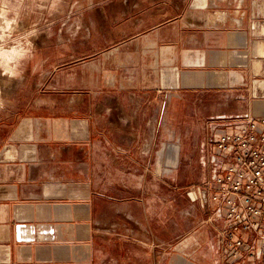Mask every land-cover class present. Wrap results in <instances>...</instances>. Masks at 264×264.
<instances>
[{
    "label": "crops",
    "instance_id": "0c3cea01",
    "mask_svg": "<svg viewBox=\"0 0 264 264\" xmlns=\"http://www.w3.org/2000/svg\"><path fill=\"white\" fill-rule=\"evenodd\" d=\"M253 6L251 17L210 26L212 47L206 50L183 49L176 37L174 47L156 51L159 44H150L143 52L156 58L165 83L222 90L225 108L212 117L213 138L221 117H264V56L258 55L264 2ZM115 101L90 96L64 110L31 109L0 143V264H243L227 259L217 226L209 221L214 205L208 165L204 190L189 197L192 222L186 229L166 201L153 206L150 195L132 191L136 161L142 185L147 181L143 162L150 147L147 140L136 143L142 135L131 121L117 124ZM117 102L124 112L126 104ZM210 148L202 146L204 162ZM187 235L192 236L182 242Z\"/></svg>",
    "mask_w": 264,
    "mask_h": 264
},
{
    "label": "rangeland",
    "instance_id": "374dc122",
    "mask_svg": "<svg viewBox=\"0 0 264 264\" xmlns=\"http://www.w3.org/2000/svg\"><path fill=\"white\" fill-rule=\"evenodd\" d=\"M260 2L264 0H0L6 18L16 21L0 48L23 49L7 64L16 76L4 74L0 57V143L7 142L31 109L64 110L90 96L116 99L114 120L131 121L130 127L142 135L136 143L147 140L150 147L149 160L143 162L147 181L142 185L143 169L136 161L132 191L150 195L153 206L166 201L168 211L177 210L183 227H190L189 197L209 177L202 146L211 144L212 117L225 108L223 93L165 83L156 58L143 52L151 50L150 44H159L156 51L174 47L176 37L182 38L178 44L183 49L206 50L212 47L210 26L251 17L253 5Z\"/></svg>",
    "mask_w": 264,
    "mask_h": 264
},
{
    "label": "built area",
    "instance_id": "2783aa9c",
    "mask_svg": "<svg viewBox=\"0 0 264 264\" xmlns=\"http://www.w3.org/2000/svg\"><path fill=\"white\" fill-rule=\"evenodd\" d=\"M218 120L223 123L204 162L214 205L209 221L217 226L227 259L264 263V117Z\"/></svg>",
    "mask_w": 264,
    "mask_h": 264
},
{
    "label": "clouds",
    "instance_id": "9594fccd",
    "mask_svg": "<svg viewBox=\"0 0 264 264\" xmlns=\"http://www.w3.org/2000/svg\"><path fill=\"white\" fill-rule=\"evenodd\" d=\"M6 17H7V7L5 5V7L3 9H0V20L4 21V27L0 28V41L5 40L6 34L10 35L11 30H12V25L16 23V21L14 19L9 20ZM29 35H31V33H29ZM22 55H23V49H21L18 52L17 48H13V49H11V51L5 52V51H3L2 48H0V57H2V59L4 61L3 65H2L5 69L4 74L12 75V76L17 75L14 69L7 67V64L10 63L13 59L18 58ZM258 55L264 56V44H261L259 46Z\"/></svg>",
    "mask_w": 264,
    "mask_h": 264
},
{
    "label": "bare ground",
    "instance_id": "6f19581e",
    "mask_svg": "<svg viewBox=\"0 0 264 264\" xmlns=\"http://www.w3.org/2000/svg\"><path fill=\"white\" fill-rule=\"evenodd\" d=\"M9 65V64H8Z\"/></svg>",
    "mask_w": 264,
    "mask_h": 264
}]
</instances>
